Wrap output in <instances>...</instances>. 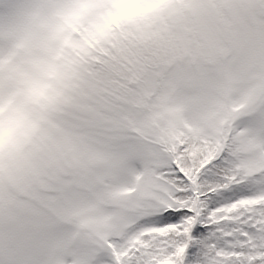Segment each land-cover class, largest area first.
Masks as SVG:
<instances>
[{"label": "rangeland", "instance_id": "1", "mask_svg": "<svg viewBox=\"0 0 264 264\" xmlns=\"http://www.w3.org/2000/svg\"><path fill=\"white\" fill-rule=\"evenodd\" d=\"M252 2L259 0H0V127L7 126L6 136H0V199L20 202L8 208L14 216L34 213L36 209L27 201L15 197L35 204L45 177L74 175L84 167L91 168L87 186L98 190L97 197L91 199L94 203L78 199L82 208L75 210L76 216L64 198L74 191L62 182L64 196L59 199L58 213L65 207L67 212L73 210L74 217L67 222L69 227L63 225L64 231L47 243L41 264H81V256L88 250L110 246L109 237L113 236L105 239L101 233L132 221L116 200L135 195L128 190L132 185L139 189L147 186L148 179L135 164L110 151L93 130L82 126L78 114L95 111L93 94L98 90L107 94L104 99L109 105L130 106L119 113L120 126L156 152L173 153L184 134L211 138L217 148L231 136L241 156L238 174L244 181L251 178L244 183L247 198L251 203L262 198L258 193L264 172L260 179L257 175L260 167L264 169V29L246 7ZM130 29L143 39V57L152 53L151 59L170 63L168 66L190 61L187 66L192 80L186 84L194 86L189 94L195 91L200 95L194 106L202 102L201 113L185 109L186 96L180 92L170 98L167 78L161 81V94L149 97L152 87L148 86L136 104L130 102L133 95L117 87L114 65L109 62L116 64L112 55L116 53L132 63V54L120 52L119 39L125 38L121 34L129 35ZM237 33L244 36L242 49L230 39ZM113 38L119 52L112 51L107 57L96 54V50L111 51ZM227 46L235 54L228 69H222L226 78L208 71L199 79V55L209 61L214 50ZM225 52L224 56L228 48ZM96 58L99 63L108 61L103 65L106 76L94 70L102 80L90 72ZM203 66H211L215 72L218 69ZM100 161L116 167L103 174L101 181L93 177ZM135 198L137 210L140 203ZM95 202L108 204L104 207ZM82 236L92 245H82ZM123 241L128 243L127 238ZM116 242L113 239L111 245ZM73 245L81 255L74 254ZM34 259L32 246L15 255L16 264H33Z\"/></svg>", "mask_w": 264, "mask_h": 264}, {"label": "snow or ice", "instance_id": "2", "mask_svg": "<svg viewBox=\"0 0 264 264\" xmlns=\"http://www.w3.org/2000/svg\"><path fill=\"white\" fill-rule=\"evenodd\" d=\"M246 7L259 18L264 29V0ZM230 39L237 49L243 48V34L237 33ZM130 59L131 64L124 61V66L112 73L117 87L129 95L153 82L189 71L183 63L164 66L138 54L130 55ZM93 95L95 111L78 114L82 126L93 130L110 151L135 164L143 178L158 186L156 190L161 199L149 200L142 209L144 214L133 226V230H166L156 234L157 247L163 255L153 258L150 264L163 259L169 264H264V205L251 210L233 207L237 204L233 196L243 187L241 185L219 189L208 187L206 192H201L183 170L175 153L156 152L139 137L126 134L127 130L120 126L119 113L127 110L129 105H109L104 99L107 94L99 90ZM184 147L180 145V150ZM222 163L219 158L210 161L198 181L218 183L212 178L219 174L218 165ZM158 173H163L166 179L158 178ZM67 179L70 177L64 174L44 178V184L38 189L40 199L34 202V213L14 216L7 207L0 206V264H16L15 255L29 246L35 253L33 264H41L47 243L64 231L58 219V203L62 182ZM261 184L264 185V181ZM258 195H264V191ZM113 239L122 237H109L110 245ZM113 247L116 246H106L96 252L88 250L81 256V264H146L140 252L132 248L117 259ZM73 248L75 255H81L75 245Z\"/></svg>", "mask_w": 264, "mask_h": 264}, {"label": "trees", "instance_id": "3", "mask_svg": "<svg viewBox=\"0 0 264 264\" xmlns=\"http://www.w3.org/2000/svg\"><path fill=\"white\" fill-rule=\"evenodd\" d=\"M200 155H201L200 153L192 154L191 156L184 155V156H181L179 162H181L183 164V166H184L183 169H185V170L192 169L196 172L197 179L193 184L198 185L201 189V192H206L208 187H215V188L219 189V187L221 186V183H222V181H220V179H219L220 175H218L216 178H214V180L218 181V183H216L214 185L209 184L208 182L198 181V177L202 171L200 170L199 167L198 168L194 167V163L197 161V159L200 157ZM224 173H225V171L221 170V168L219 167V174L224 175ZM164 231H166V230L163 229L162 232H164ZM151 237L158 240L156 234H153ZM143 256H145V255H141L142 258H143ZM118 259H119V257H118Z\"/></svg>", "mask_w": 264, "mask_h": 264}, {"label": "clouds", "instance_id": "4", "mask_svg": "<svg viewBox=\"0 0 264 264\" xmlns=\"http://www.w3.org/2000/svg\"><path fill=\"white\" fill-rule=\"evenodd\" d=\"M7 134V126L0 127V136H6Z\"/></svg>", "mask_w": 264, "mask_h": 264}]
</instances>
